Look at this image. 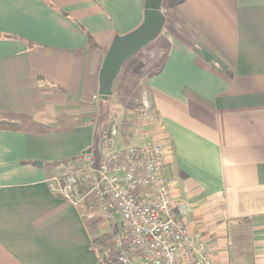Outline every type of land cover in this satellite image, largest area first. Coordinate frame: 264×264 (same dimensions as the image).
Returning <instances> with one entry per match:
<instances>
[{"label":"crops","instance_id":"0c3cea01","mask_svg":"<svg viewBox=\"0 0 264 264\" xmlns=\"http://www.w3.org/2000/svg\"><path fill=\"white\" fill-rule=\"evenodd\" d=\"M144 3L0 0V121L16 125L0 127V264H100L94 245L114 262L94 198L73 206L48 180L70 167L86 185L83 156L104 119L101 63ZM162 10L157 41L125 62L140 91L117 121V147L165 145L173 215L202 233L215 264H264V0H163Z\"/></svg>","mask_w":264,"mask_h":264},{"label":"built area","instance_id":"2783aa9c","mask_svg":"<svg viewBox=\"0 0 264 264\" xmlns=\"http://www.w3.org/2000/svg\"><path fill=\"white\" fill-rule=\"evenodd\" d=\"M118 133L117 124H112L100 136L97 169L92 166L94 156L84 154L88 177L83 188L77 170L67 167L62 175L50 177L51 191L73 206L91 195L110 219L111 209L117 211L124 235L104 241L114 254L112 264H215L202 233L190 232L173 215L172 188L163 176L166 146L151 142L118 148ZM90 248L100 264H111L102 247ZM134 254L142 261L134 262Z\"/></svg>","mask_w":264,"mask_h":264},{"label":"water","instance_id":"95a60500","mask_svg":"<svg viewBox=\"0 0 264 264\" xmlns=\"http://www.w3.org/2000/svg\"><path fill=\"white\" fill-rule=\"evenodd\" d=\"M162 1L145 0L144 16L140 25L126 34L113 38L99 70L98 94L102 99H107L113 94L114 82L125 62L156 40L161 33L165 23ZM100 129L97 130L92 150L94 169H97L100 157ZM86 152H91V149Z\"/></svg>","mask_w":264,"mask_h":264},{"label":"trees","instance_id":"16d2710c","mask_svg":"<svg viewBox=\"0 0 264 264\" xmlns=\"http://www.w3.org/2000/svg\"><path fill=\"white\" fill-rule=\"evenodd\" d=\"M157 41V40H156ZM163 48H168V42L163 41L160 43ZM126 64L122 67L121 72L119 73L117 79L115 80L114 86V96L118 97V101L116 104H112L110 99L112 97H108L107 99H102L100 102L102 107L105 108V116L103 119V124L100 127L102 129V134H107L109 132L110 126L112 124H117V121L123 111V108L126 107L128 101L134 99L139 93V81L137 80L135 74L129 70L125 73ZM136 95V96H135ZM135 96V97H134ZM4 126V127H3ZM13 122L10 121H0V127H15ZM99 129V126L96 127ZM96 129V130H97ZM104 241V240H103ZM101 243L100 239L93 240V244Z\"/></svg>","mask_w":264,"mask_h":264},{"label":"rangeland","instance_id":"374dc122","mask_svg":"<svg viewBox=\"0 0 264 264\" xmlns=\"http://www.w3.org/2000/svg\"><path fill=\"white\" fill-rule=\"evenodd\" d=\"M152 43V42H151ZM150 44V43H149ZM148 44V45H149ZM144 49V48H143ZM142 55H143V53L141 52V53H137L136 55H134V56H132L131 58H129L128 60H133V59H138L139 57H142ZM127 60V61H128ZM130 60V61H131ZM127 70H129V71H134V70H132L131 69V66H127L126 68H125V73L127 72ZM112 96H114V95H112ZM111 96V97H112ZM136 96V95H135ZM134 96V97H135ZM118 97H116V96H114V97H112L111 99H110V102H112V104L114 103V104H116L115 102H117L118 101V99H117ZM136 98V97H135ZM138 101H140V100H138ZM100 113L102 114V116L104 117L105 116V108L104 107H102L101 106V111H100ZM100 136H101V134H102V129H100ZM102 213V214H101ZM100 214L102 215V216H98L97 218V220H100V221H103V222H105V224L107 225V227H105V228H103L101 231H100V234L101 233H103V232H109V231H111V232H109L108 234H106V235H103L104 237H105V240L104 241H109L110 240V238L111 237H113V235H115V234H119V235H122V228L120 227V225H119V219L117 218L116 219V224H115V226H113L112 227V222H113V218L112 219H110V218H108L106 215H105V213L104 212H101ZM110 214H113L112 213V209H111V211H110ZM113 232H115V233H113ZM99 235H96L95 237H98ZM97 239V238H96ZM97 246H100V245H97Z\"/></svg>","mask_w":264,"mask_h":264}]
</instances>
